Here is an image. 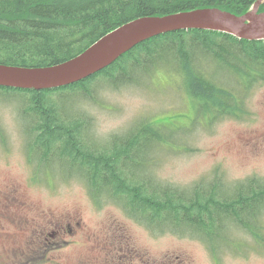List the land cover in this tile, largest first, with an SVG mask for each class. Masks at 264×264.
<instances>
[{
	"label": "trees",
	"instance_id": "trees-1",
	"mask_svg": "<svg viewBox=\"0 0 264 264\" xmlns=\"http://www.w3.org/2000/svg\"><path fill=\"white\" fill-rule=\"evenodd\" d=\"M256 1L0 0V63L53 65L137 17L206 7L240 15ZM259 10H264V3ZM161 66L189 75L185 90L201 103L204 112L215 118H239L248 92L264 83V40L238 39L211 30H180L143 41L105 69L68 86L41 91L0 87L1 96L19 98L33 180L54 175L79 179L96 205L111 201L157 234L195 236L215 256L223 251L219 247L232 241L233 229L261 237L264 177L250 176L232 184L215 170L210 177L185 187L160 182L146 171L142 149L149 152L153 142H163L171 134L165 136L145 122L100 142L87 113L74 110L72 99L67 107L69 97H92L97 81L104 80L111 87L139 83V76L151 77Z\"/></svg>",
	"mask_w": 264,
	"mask_h": 264
},
{
	"label": "rangeland",
	"instance_id": "rangeland-1",
	"mask_svg": "<svg viewBox=\"0 0 264 264\" xmlns=\"http://www.w3.org/2000/svg\"><path fill=\"white\" fill-rule=\"evenodd\" d=\"M168 68L139 76V83L97 81L92 97H69L67 107L72 99L74 110L87 113L100 142L145 122L171 134L149 152L142 149L146 171L160 182L185 187L215 170L232 184L264 177V83L248 92L239 118H215L185 90L189 75ZM18 100L0 95V264H264V213L261 237L233 229L215 256L195 236L157 234L111 201L96 205L79 179L34 181ZM69 220L79 222L74 234L46 245L53 223Z\"/></svg>",
	"mask_w": 264,
	"mask_h": 264
},
{
	"label": "water",
	"instance_id": "water-1",
	"mask_svg": "<svg viewBox=\"0 0 264 264\" xmlns=\"http://www.w3.org/2000/svg\"><path fill=\"white\" fill-rule=\"evenodd\" d=\"M263 3L264 0H257L251 9L240 15L218 7H206L137 17L117 26L65 61L47 66L0 63V87L41 91L68 86L105 69L139 43L180 30H211L238 39L264 40V10H259Z\"/></svg>",
	"mask_w": 264,
	"mask_h": 264
},
{
	"label": "flooded vegetation",
	"instance_id": "flooded-vegetation-1",
	"mask_svg": "<svg viewBox=\"0 0 264 264\" xmlns=\"http://www.w3.org/2000/svg\"><path fill=\"white\" fill-rule=\"evenodd\" d=\"M53 225L55 226L56 229H52V232L48 233V237L45 238L46 241V245L47 244H52V241L55 239H58L60 237H64L67 235V233L69 234H74V226L75 225H79L78 221H73V220H69V221H65V222H54ZM51 239V240H49ZM65 242H69V240L64 239ZM54 248V247H52ZM47 251V250H45Z\"/></svg>",
	"mask_w": 264,
	"mask_h": 264
}]
</instances>
